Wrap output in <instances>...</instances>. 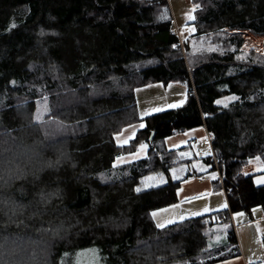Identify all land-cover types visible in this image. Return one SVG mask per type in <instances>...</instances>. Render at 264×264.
Instances as JSON below:
<instances>
[{
	"label": "trees",
	"instance_id": "16d2710c",
	"mask_svg": "<svg viewBox=\"0 0 264 264\" xmlns=\"http://www.w3.org/2000/svg\"><path fill=\"white\" fill-rule=\"evenodd\" d=\"M192 4L195 31L181 44L169 0H0V264H69L87 250L105 264L240 253L232 225L233 249L207 256V217L163 229L151 217L178 202L170 170L198 159L165 139L198 128L211 136L202 160L213 188L234 209L264 211V186L244 174L264 168V51L243 49L244 31L264 37V0ZM200 42L211 48L196 51ZM153 83L185 86L184 103L144 118L118 146L116 135L141 121L135 89ZM141 148L147 158L116 165ZM156 173L168 183L136 190ZM211 216L226 222L230 212Z\"/></svg>",
	"mask_w": 264,
	"mask_h": 264
},
{
	"label": "crops",
	"instance_id": "0c3cea01",
	"mask_svg": "<svg viewBox=\"0 0 264 264\" xmlns=\"http://www.w3.org/2000/svg\"><path fill=\"white\" fill-rule=\"evenodd\" d=\"M169 2L173 17L176 18L178 15L172 8L170 0ZM179 2L182 3L184 9H187L184 19L179 25L187 26V24L191 22L190 20L192 18L191 11L188 12V7H190L192 0H181ZM187 34L188 33L186 32L182 33L184 39L187 38ZM135 97L137 102V112L141 121L126 127L120 134L116 135L115 140L118 146H126L132 139L135 138L138 130L145 126V123L142 121L144 118L154 113L182 105L186 98V87L179 84L164 87L160 83H153L135 89ZM164 145L167 150H182L181 154L184 158H191L194 156L192 154L194 152L198 159L190 166L183 164L170 170L172 180L180 182V186L177 190L178 202L170 207L153 211L151 213L153 221L158 228L163 229L177 223H181L182 225L180 226L183 227L190 224V222L183 223L185 220L207 217L203 220L200 228L207 236L205 243L207 244V247L205 246V249L212 252L207 256L218 252H220V254L227 253V251H230V249H233L234 247L228 246V233L227 241L223 245L216 244L218 242L217 240H214L211 243L210 239H212L215 232H217V230H215V226L225 225L227 232V228L230 225L233 226V222H236L235 213H240L244 210L233 208L232 202L235 198L227 196L224 189L215 190L213 188L212 180L215 175L210 172V166L206 165L202 160L204 157L212 155L213 152L210 134L205 128L185 131L166 138ZM204 145L209 146L211 150L201 156V149ZM198 151L200 153H198ZM147 157V149L141 148L135 153L118 158L116 160V165L132 163ZM198 163H203V166L200 169L197 168L199 167ZM245 173L246 169L244 170V174ZM189 174L192 175L189 176ZM245 176L247 179H251L255 189H259L264 186V173L256 171L250 175L245 174ZM167 183L168 179L163 173L151 174L141 179L136 190L138 192H142L152 188L164 186ZM221 210H229L230 217L228 221L225 222L218 219L216 216H211ZM250 218V220L247 219V217L244 218L242 224H251L254 219L253 215ZM179 228L180 227H177L176 229ZM236 237L240 253L225 257L211 264H264V254L262 255L260 246L251 247L249 246L247 240L245 245L240 233H236ZM174 263L185 264L184 260L178 262L176 261Z\"/></svg>",
	"mask_w": 264,
	"mask_h": 264
},
{
	"label": "rangeland",
	"instance_id": "374dc122",
	"mask_svg": "<svg viewBox=\"0 0 264 264\" xmlns=\"http://www.w3.org/2000/svg\"><path fill=\"white\" fill-rule=\"evenodd\" d=\"M172 4V8L177 13V17H174V26L175 30L178 33V35L181 36V44L184 42V38L182 33H191L192 31H195V26L191 24L194 21V9L193 4L191 3L190 7H188V12L191 11V22L187 24V26H180L179 24L184 19L186 8H183L182 3L179 1L181 0H170ZM179 25V26H178ZM191 31V32H190ZM187 34V35H188ZM245 43L243 49L245 51H257L262 53L264 51V37L255 36L251 34L248 31L243 32ZM201 43V42H200ZM195 50L198 51L199 49H210L211 46L205 45L203 43L195 45ZM233 99V97H229L227 99H223L218 101V104H225L226 101ZM42 106V105H41ZM120 134V133H119ZM201 156L204 155V153H208L207 151H210V147L207 145H204L202 147ZM198 153H200L198 151ZM193 155H196L194 152ZM193 157V156H192ZM200 169L203 166V163H198ZM245 174H253L256 171H259L261 173L264 172V168L258 166V165H248L246 168ZM263 176V174H262ZM141 181V180H140ZM164 209V208H163ZM160 210V209H158ZM253 215V220L251 224H242L243 219L247 217V219H251L250 217ZM236 222H233V226L235 229V232L238 234L240 233L243 239V243L246 245V240L251 247H259L261 249L262 255L264 254V211L262 209V206H255L251 208V214L247 213V211H241L240 213H235ZM215 232L214 236L212 237L211 243L214 240H217L218 242L216 244L223 245L227 241V232H226V226L225 225H218L215 226ZM256 242V243H255ZM211 245V244H210ZM69 264H105V261H103L102 255L99 251H94L92 254L89 253V251H85L83 253H79L77 255H74L68 259Z\"/></svg>",
	"mask_w": 264,
	"mask_h": 264
}]
</instances>
